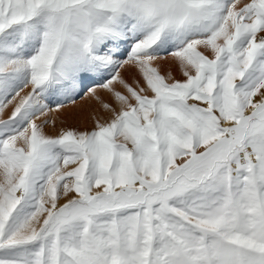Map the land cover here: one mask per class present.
I'll list each match as a JSON object with an SVG mask.
<instances>
[{"label": "snow or ice", "instance_id": "1", "mask_svg": "<svg viewBox=\"0 0 264 264\" xmlns=\"http://www.w3.org/2000/svg\"><path fill=\"white\" fill-rule=\"evenodd\" d=\"M0 264H264V0H0Z\"/></svg>", "mask_w": 264, "mask_h": 264}, {"label": "rangeland", "instance_id": "2", "mask_svg": "<svg viewBox=\"0 0 264 264\" xmlns=\"http://www.w3.org/2000/svg\"><path fill=\"white\" fill-rule=\"evenodd\" d=\"M175 74V70H174ZM91 115V108L89 103L83 104L81 107L76 109H69V111L62 113L57 117L58 127L59 122L63 121L66 125L76 126L79 125L80 127H90L91 124L89 122V116ZM48 131L53 132L54 129L50 128Z\"/></svg>", "mask_w": 264, "mask_h": 264}]
</instances>
